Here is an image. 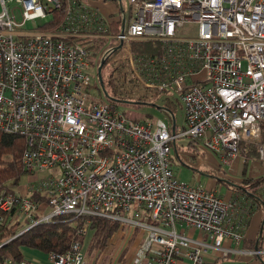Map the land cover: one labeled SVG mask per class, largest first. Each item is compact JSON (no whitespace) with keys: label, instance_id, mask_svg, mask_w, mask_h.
Returning <instances> with one entry per match:
<instances>
[{"label":"built area","instance_id":"obj_1","mask_svg":"<svg viewBox=\"0 0 264 264\" xmlns=\"http://www.w3.org/2000/svg\"><path fill=\"white\" fill-rule=\"evenodd\" d=\"M129 2L128 13L106 21L80 0H0V131L25 138L26 172H59L32 179L25 193L0 189V229L21 227L14 238L56 215L74 214L84 217L79 233L88 236L89 217L97 216L121 226L115 262L137 235L132 264L238 256L230 243L238 244L242 233L226 224L236 203L216 189L181 182L170 144L191 140L226 164L240 156L243 142L255 145L264 161V0ZM57 9L59 21L44 26L41 19ZM27 22L35 26L25 28ZM191 24L194 34L178 32ZM99 40L93 60L89 46ZM133 41L155 42L157 50L134 53ZM100 62L105 76L122 66L136 98L149 90L180 104L184 124L172 134L170 113L130 119L116 101H103L102 92L93 98L89 71ZM178 224L205 238L178 231ZM9 240L0 243V264H86L85 241L33 260L3 255Z\"/></svg>","mask_w":264,"mask_h":264},{"label":"trees","instance_id":"obj_2","mask_svg":"<svg viewBox=\"0 0 264 264\" xmlns=\"http://www.w3.org/2000/svg\"><path fill=\"white\" fill-rule=\"evenodd\" d=\"M62 12V9L53 11L49 20L45 22L44 26L49 27L52 22L59 21L62 16ZM117 24L118 22L115 21L113 23V27H117ZM117 29L119 30V27ZM103 42V40L93 43L91 42L89 47L92 52V58L93 56L97 57ZM131 46L134 53H149L155 52L157 50L158 44L155 42L150 43L146 41H133ZM121 70L122 66L115 69V71L109 76H104L103 86L106 91L107 88L110 87L112 94L107 91L110 95L124 99L125 95H127L129 91H132V88H130L127 84V82H130L131 80ZM94 86H96L98 90L102 92L99 82H97V84ZM136 99L137 102H141L146 98L145 95H142L140 99ZM138 105H140V103H138ZM160 105L168 108V110L174 115V108L176 107L177 103L168 99L165 94H163L162 103ZM145 113L147 114V119L142 118L143 121L154 120L157 116L166 117V111L157 107H154L153 110H148ZM166 121L168 128L171 130V117H167ZM178 129L179 128L177 124H175V131H178ZM260 141L264 143V122L261 125ZM25 145V138L23 136L0 131V189H13L16 185H18L21 176L26 173L21 161ZM186 147L193 148L198 146L193 141L188 140ZM172 149L175 151V153H177V151L180 149V147L176 144V141L171 142L170 153ZM239 150L244 165L246 164L247 160H260L259 153L255 145L242 142L239 144ZM207 170L203 171L210 173ZM212 174L216 175L218 179H216L214 176H211L215 181V184L213 185L214 187L205 188L215 190L217 189V184L219 183L226 186L230 190L239 188L241 191L255 196L258 200L262 201L264 205V199L262 198L263 194L261 192L262 188L264 187V175H261L256 179L254 177H246L244 174H242V176L238 177V180L234 179L235 177L232 178L226 171L221 172L218 169L217 172H213ZM224 179L228 181H225ZM230 182H233L236 185ZM30 197L36 198L35 194H31ZM89 219V241L90 247L92 249L104 248V246L107 247L108 241L112 238V236L120 233L121 226L119 222H116L115 220L97 216L89 217ZM83 220L84 217L75 216L74 214H59L47 222L33 226L14 238L12 237L22 229L21 227L17 225H10L4 229L2 228L0 229V243L8 239L10 240L3 245L1 248V253L10 258L21 259L25 255L24 250H28L31 255L37 256L44 255L49 251L64 252L68 249L71 243L83 240V237L79 233V229L83 223ZM262 228L263 233L259 241L255 240L248 243L247 241L242 240L243 244L241 243V246L243 248L253 247L258 250L262 249L264 247V225ZM134 239L131 238L128 243V248L133 243ZM127 249L125 251H127ZM106 257L108 259L107 255ZM207 264H220V261H214Z\"/></svg>","mask_w":264,"mask_h":264},{"label":"rangeland","instance_id":"obj_3","mask_svg":"<svg viewBox=\"0 0 264 264\" xmlns=\"http://www.w3.org/2000/svg\"><path fill=\"white\" fill-rule=\"evenodd\" d=\"M84 5H86L89 8L94 9L102 18H104L106 21L110 20H116L121 18V13L122 10H124L125 13L129 12V9L131 7V3L129 0H80ZM12 5V3H10ZM19 15L17 14V17ZM103 19V20H104ZM49 20V17L45 19H41V23H45ZM35 26L34 23L27 22L25 25V28H33ZM196 29V25L191 24L188 25L186 28L182 30H178V32H182L183 34H194ZM97 59L96 56H93V60ZM92 69H90V75L92 78V86L90 89L91 95L93 98L98 97L100 95V92L95 84L98 82L97 78V69L96 66H92ZM102 77H104L107 73L108 70L103 67L102 68ZM107 91L112 94V90L110 87L107 88ZM106 91V92H107ZM107 92V93H108ZM103 93V92H102ZM108 95L112 98L119 99V100H125L124 101H119L116 102L117 106L123 110L125 113L126 117L130 119H138L142 120L147 119V114L145 113L148 110H153L154 107L156 106H161L160 104L162 103V98L163 94L160 93H153L152 91L146 90L145 91V100L141 102H137L136 99V94L137 91H129L127 95H125L124 99H121L120 97H114L112 95ZM139 95H142L141 93ZM103 101H108V98L103 94L102 96ZM140 103V105H138ZM176 103V102H175ZM174 116H175V121L180 128L184 124V110L181 107L180 104H177L176 107L174 108ZM187 139H177L176 144L180 147V149L175 153V151L172 149L170 156V162H171V168L175 174V176L181 181V182H191L196 185H199L201 187H208L210 186L211 179H214L210 176H214L217 178L216 175H213V172H217V169L219 171H225L231 164V162H227L226 164H222L219 160V158L214 155L213 153L206 151L205 149L202 148V145L200 144L198 147H193V148H187ZM204 153V154H203ZM211 155L212 159L209 158L208 163L212 165H205L207 158L206 156ZM214 159V161H213ZM231 160V159H230ZM205 164H201V163ZM264 161L260 160H247L246 164H243L242 158L240 159V162L238 163V170H237V175L242 176L244 174L246 177H253L254 174L256 175V178L261 176L262 172L261 170L264 168ZM210 173H205L202 170H207L211 169ZM54 170L52 169H46L43 171H39L38 174H35V176H32V174L26 172L24 173L20 180L18 185H16L14 188L17 190H21L22 192L25 193L24 186L31 182L32 179H36V182L38 183L39 180L37 178H41V176L48 175V173L53 172ZM56 175H59L58 171H54ZM235 175V174H234ZM219 193H222L224 190V187L219 183L217 184ZM50 211L49 208L46 209V213ZM180 229V227H178ZM90 234V233H89ZM89 234L88 236H82L83 240L85 241L86 246L84 245V252L86 253V264H110V263H116V264H132L133 263V257H134V252H135V246L136 242L139 240V235H137L133 241V243L130 245L128 248L127 246V251L124 249V253L118 257L117 262H115L111 256H116L117 252L119 250V245L121 244V236L119 233L115 234L112 236V238L108 241L107 247L104 246V248H95L92 249L90 247V241H89ZM25 254L27 256H30V258L33 257V260L39 259V256H34L31 255L28 250H24ZM108 256V259L106 257ZM32 256V257H31ZM42 259V257L40 258ZM112 259V260H111ZM112 261V262H111Z\"/></svg>","mask_w":264,"mask_h":264},{"label":"crops","instance_id":"obj_4","mask_svg":"<svg viewBox=\"0 0 264 264\" xmlns=\"http://www.w3.org/2000/svg\"><path fill=\"white\" fill-rule=\"evenodd\" d=\"M161 109V108H160ZM163 110V109H162ZM204 154V153H203ZM207 161L204 163H201L202 165H212L208 163L209 158L212 159L211 155L206 156ZM241 156L231 159L228 162L231 164L225 171L234 179H238L237 170H238V163L240 162ZM214 161V159H213ZM211 169H208L207 171L211 172ZM203 171V170H202ZM204 172V171H203ZM261 174L264 175V168L261 170ZM208 173V172H205ZM235 174V175H234ZM256 175L254 174L253 177L256 178ZM211 177V176H210ZM260 177V176H259ZM258 178V177H257ZM256 178V179H257ZM223 179V178H220ZM210 186L208 187H214L215 184L214 179H211ZM225 181H228L224 179ZM234 184L233 182H230ZM236 185V184H234ZM224 187V190L222 193H219V189L217 186L218 193L220 197H222L225 200H232L236 203V207L230 211L227 214L226 224L230 226L232 229L238 230L242 233V239L238 244L230 243L231 246H236L241 252L238 254V256L230 255L228 259L220 261V264H264V247L260 250H262L259 255L255 254H248L243 251H246L248 249L255 248H243L241 246L242 240L249 242H253L255 240L259 241L262 233H263V225H264V205L262 201L258 200L255 196L245 193L241 191V189H233L230 190L226 186L222 185ZM241 187V186H240ZM236 188V187H235ZM263 194L264 199V193L261 190ZM248 213V214H247ZM180 227V229L178 228ZM178 231L187 232L191 237L194 238H200L204 237V235H201L197 230L185 228L183 225L178 224L177 225ZM264 236V234H263ZM264 243V241H263ZM243 244V243H242ZM212 255L208 254L205 256V259L208 260V262H214L212 260ZM177 264H184L183 261H178Z\"/></svg>","mask_w":264,"mask_h":264},{"label":"water","instance_id":"obj_5","mask_svg":"<svg viewBox=\"0 0 264 264\" xmlns=\"http://www.w3.org/2000/svg\"><path fill=\"white\" fill-rule=\"evenodd\" d=\"M102 64H103V62H100L99 65H98V67H97V78H98V82H99L100 85H101V88H102V92H103V94H104L108 99H110V100H113V101H116V102H119V101H124V102H126L125 100H119V99H115V98L110 97V96L108 95V93L106 92V90L104 89V86H103V77H102V73H101ZM156 107L168 111V109H167L166 107H164V106H156ZM171 119H172L171 133L174 134V133H175V123H176V121H175V117H174V116H172ZM21 234H22V233H21Z\"/></svg>","mask_w":264,"mask_h":264},{"label":"bare ground","instance_id":"obj_6","mask_svg":"<svg viewBox=\"0 0 264 264\" xmlns=\"http://www.w3.org/2000/svg\"><path fill=\"white\" fill-rule=\"evenodd\" d=\"M168 114L171 115V116H173V113L171 111H169L168 113H166V115H168Z\"/></svg>","mask_w":264,"mask_h":264}]
</instances>
